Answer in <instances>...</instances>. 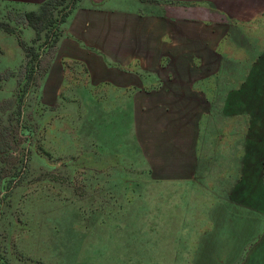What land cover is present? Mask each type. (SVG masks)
Here are the masks:
<instances>
[{"label":"rangeland","instance_id":"rangeland-1","mask_svg":"<svg viewBox=\"0 0 264 264\" xmlns=\"http://www.w3.org/2000/svg\"><path fill=\"white\" fill-rule=\"evenodd\" d=\"M71 1L0 0V264H181L212 199L219 125L239 134L250 122L218 116L224 95L260 122L264 0H142V14L189 19L156 36L165 84L108 81L98 56L64 55ZM42 5L53 17L35 19L38 33L20 15ZM214 11L228 15L226 33ZM219 38L222 53L203 51ZM197 122L198 169L183 170Z\"/></svg>","mask_w":264,"mask_h":264},{"label":"crops","instance_id":"crops-1","mask_svg":"<svg viewBox=\"0 0 264 264\" xmlns=\"http://www.w3.org/2000/svg\"><path fill=\"white\" fill-rule=\"evenodd\" d=\"M140 2L78 0L69 13L62 39L63 54L77 58L98 56L108 81L115 74L118 78L123 74L132 80L143 76L144 82L165 84L169 73L166 72V78L156 73V36L172 35L174 24L181 20L187 26L189 19L183 14L180 19L171 10L163 11L159 17L157 13L142 14ZM227 17L221 11L213 12V27L220 35L229 28ZM203 44V51L222 53L221 40L213 47ZM148 58L153 59L154 70L148 65ZM203 98L207 99V94ZM224 102L218 111L216 108L218 116L244 114L250 116V122L247 128L246 124L240 125L239 134H234L232 126L237 124L233 122L219 125L222 127L218 128L212 145L217 156L212 199L198 205L197 233L187 252L182 251L181 264H264V87L259 123H253L252 107L234 106L242 104L236 92L226 93ZM197 123L195 127L188 124L187 128L196 131L194 137L186 133L187 139L182 140V147L187 148L184 154L193 158L186 161L188 168L183 170L198 169L196 157L200 155L201 138Z\"/></svg>","mask_w":264,"mask_h":264},{"label":"trees","instance_id":"trees-1","mask_svg":"<svg viewBox=\"0 0 264 264\" xmlns=\"http://www.w3.org/2000/svg\"><path fill=\"white\" fill-rule=\"evenodd\" d=\"M78 0H72L71 3H72V7L74 8L75 7V4L77 3ZM46 7H44L42 5L41 7V12L45 11L44 9ZM72 8V9H73ZM68 10L65 14H63V18H62V22L65 21L66 17L69 15V13L71 12V10ZM48 13L47 12H43L41 15H38V13L36 12H23L21 15H20V19L22 20V22H29L30 25H32L37 31L38 33L40 32V30L42 29L41 27L42 26H39L38 25V21H44V20H48L49 17H53V14L50 13L49 15H47ZM37 18L38 21H35V19ZM1 25H5L6 27H8V24H1Z\"/></svg>","mask_w":264,"mask_h":264}]
</instances>
